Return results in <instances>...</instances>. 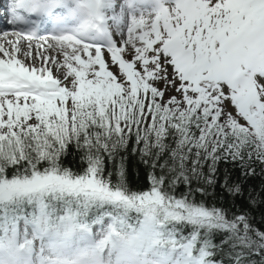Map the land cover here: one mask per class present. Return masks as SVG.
Wrapping results in <instances>:
<instances>
[{
	"label": "snow or ice",
	"instance_id": "6c2138e0",
	"mask_svg": "<svg viewBox=\"0 0 264 264\" xmlns=\"http://www.w3.org/2000/svg\"><path fill=\"white\" fill-rule=\"evenodd\" d=\"M0 10V264H264V0Z\"/></svg>",
	"mask_w": 264,
	"mask_h": 264
},
{
	"label": "trees",
	"instance_id": "16d2710c",
	"mask_svg": "<svg viewBox=\"0 0 264 264\" xmlns=\"http://www.w3.org/2000/svg\"><path fill=\"white\" fill-rule=\"evenodd\" d=\"M69 160L72 158L69 157ZM137 161H131L129 164V180L133 186H138L142 183L141 177L144 175L143 166H137Z\"/></svg>",
	"mask_w": 264,
	"mask_h": 264
},
{
	"label": "bare ground",
	"instance_id": "6f19581e",
	"mask_svg": "<svg viewBox=\"0 0 264 264\" xmlns=\"http://www.w3.org/2000/svg\"><path fill=\"white\" fill-rule=\"evenodd\" d=\"M2 4H3V0H0V6H2ZM1 14H3V13H2V10H0V15H1ZM4 25H6V23L2 22V23L0 24V29H1L2 26H4Z\"/></svg>",
	"mask_w": 264,
	"mask_h": 264
},
{
	"label": "rangeland",
	"instance_id": "374dc122",
	"mask_svg": "<svg viewBox=\"0 0 264 264\" xmlns=\"http://www.w3.org/2000/svg\"><path fill=\"white\" fill-rule=\"evenodd\" d=\"M2 23V21H0V24ZM10 26H8L7 24L2 26V28L0 29V31H3L4 29H8Z\"/></svg>",
	"mask_w": 264,
	"mask_h": 264
}]
</instances>
